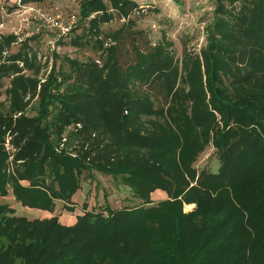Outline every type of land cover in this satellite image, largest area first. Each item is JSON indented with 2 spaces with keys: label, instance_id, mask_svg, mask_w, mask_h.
Instances as JSON below:
<instances>
[{
  "label": "trees",
  "instance_id": "1",
  "mask_svg": "<svg viewBox=\"0 0 264 264\" xmlns=\"http://www.w3.org/2000/svg\"><path fill=\"white\" fill-rule=\"evenodd\" d=\"M227 1L230 9L216 0L199 55L180 60L161 44L141 51L132 40L130 49L120 29L101 64L67 59L70 75L53 65L39 79L23 73L36 61L28 42L4 58L17 36L0 37V81L11 79L0 197L8 188L14 197L0 203V264H264V0ZM78 7L61 43L87 22L102 46L100 25L130 23L139 6ZM121 46L130 58L122 66ZM208 148L214 170L198 171ZM86 172L119 181L131 206L79 211Z\"/></svg>",
  "mask_w": 264,
  "mask_h": 264
},
{
  "label": "rangeland",
  "instance_id": "2",
  "mask_svg": "<svg viewBox=\"0 0 264 264\" xmlns=\"http://www.w3.org/2000/svg\"><path fill=\"white\" fill-rule=\"evenodd\" d=\"M27 1V3H24L22 0H0V37L11 34L17 36V42L3 54V57L7 58L10 53L18 52L23 47L24 42H28L27 45L31 54L36 55V61L32 70H26L23 73L32 75L33 72H38L37 77L39 79L46 78L53 65L70 75V65L67 59L77 60L80 63L97 60L99 61L97 63L101 64L106 59L104 49L110 43L109 36L120 29L130 32L131 36L127 33L124 38L125 46L130 49L131 41L134 40L141 51H148L151 47L161 44L179 60L184 55H199L200 50L206 44V28L213 20L216 8V0H201L202 4L198 0H192L190 12L188 13L184 9L185 7L183 8L172 0H165L162 7L149 3L148 6L150 7H138L131 15L130 23L115 16L111 22L101 24L100 42L102 46L96 42L94 36L91 37L88 34L86 22L79 27L78 31L76 30L72 39L66 41V43L58 42L56 44L60 48L57 53H50L48 42L55 37V34L47 30L37 32L30 21L32 19L30 13L24 15L23 12L18 13L21 6H37V8L44 10H61L65 15H69L70 12L78 10L79 2L82 0ZM224 5L230 9L227 0H224ZM239 7L240 3H235L233 8ZM1 25L3 26L1 27ZM74 42H77V44L75 45ZM168 43L171 44L170 48L167 46ZM120 50L119 63L122 66V63L128 62L130 58H128L125 47L121 46ZM3 60L0 63H4ZM10 80V78H5L0 81V114H6L8 111L9 98L6 91L9 88ZM35 108L36 104L33 101L28 109V114L34 115ZM7 137L11 139L9 134ZM214 156L211 148H208L203 154L199 155L194 167L198 171L202 169L213 171L215 167L213 164L215 161ZM11 170L10 168L9 172ZM80 187L83 190L82 193L86 195V199L85 202L79 204V211H81L83 205H87L89 210L93 209L97 212H104L106 206H109L112 210L131 206L128 204L126 197L130 194L129 191L125 187H121L119 181H114L110 176H104L97 172H93L92 175H88L87 172L83 173L80 178ZM8 193L4 200L0 199V203L6 202L14 205V197L9 188ZM56 204L57 210L63 211L64 203L56 202ZM138 204L140 202H135L133 205ZM16 208L18 215H22L24 212L20 209L22 207L17 204ZM189 210L190 208H185V212ZM74 221V217H72L69 225H73Z\"/></svg>",
  "mask_w": 264,
  "mask_h": 264
},
{
  "label": "built area",
  "instance_id": "3",
  "mask_svg": "<svg viewBox=\"0 0 264 264\" xmlns=\"http://www.w3.org/2000/svg\"><path fill=\"white\" fill-rule=\"evenodd\" d=\"M176 1L180 2L185 7L184 9L187 13L190 12L192 0ZM20 12H23V15L30 13L32 18L30 21L33 27L37 29V32L47 30L55 34V37L48 42L50 53H57L60 50L56 44L72 35V30L77 25L78 20L77 10L70 12L69 15H65L61 10H44L42 8H37V6L23 5L18 13ZM2 26L3 25H1V27ZM64 141L65 140H63V142ZM5 148L7 151L12 150L9 137L5 139Z\"/></svg>",
  "mask_w": 264,
  "mask_h": 264
},
{
  "label": "crops",
  "instance_id": "4",
  "mask_svg": "<svg viewBox=\"0 0 264 264\" xmlns=\"http://www.w3.org/2000/svg\"><path fill=\"white\" fill-rule=\"evenodd\" d=\"M130 1H133V2H135L140 8H147V7H150V6H148V4L149 3H153L154 5H160L161 7L163 6V4L165 3V0H130ZM198 2H200L201 4L203 3L201 0H198ZM163 195V194H162ZM0 199H2L1 197H0ZM13 202H14V198H13ZM192 207V206H191ZM42 215H45V214H42ZM64 219H65V222L66 223H68V224H70V219L69 218H67V217H63ZM63 218L61 219L60 218V220L62 221L63 220Z\"/></svg>",
  "mask_w": 264,
  "mask_h": 264
},
{
  "label": "bare ground",
  "instance_id": "5",
  "mask_svg": "<svg viewBox=\"0 0 264 264\" xmlns=\"http://www.w3.org/2000/svg\"><path fill=\"white\" fill-rule=\"evenodd\" d=\"M193 207V206H192ZM187 208H191V206H187Z\"/></svg>",
  "mask_w": 264,
  "mask_h": 264
}]
</instances>
